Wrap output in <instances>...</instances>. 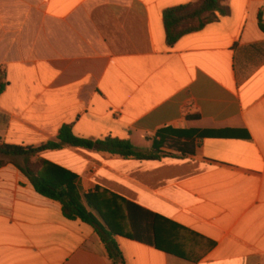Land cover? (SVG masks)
I'll list each match as a JSON object with an SVG mask.
<instances>
[{
	"label": "crops",
	"instance_id": "1",
	"mask_svg": "<svg viewBox=\"0 0 264 264\" xmlns=\"http://www.w3.org/2000/svg\"><path fill=\"white\" fill-rule=\"evenodd\" d=\"M197 1L0 0L3 143L39 148L65 125L144 152L165 143L161 161L40 155L76 175L81 196L100 188L182 228L160 222L159 239L185 259L118 237L126 264H264V0H222L227 16L168 46L164 12ZM0 264L112 262L90 226L8 165Z\"/></svg>",
	"mask_w": 264,
	"mask_h": 264
},
{
	"label": "trees",
	"instance_id": "2",
	"mask_svg": "<svg viewBox=\"0 0 264 264\" xmlns=\"http://www.w3.org/2000/svg\"><path fill=\"white\" fill-rule=\"evenodd\" d=\"M227 15L228 9L223 5L222 0H198L195 4L165 11L164 24L168 46L173 47L184 36L199 32ZM259 25L264 32L262 14L259 16ZM7 86L6 71L0 69V96ZM186 119L194 121L198 120L199 116L187 115ZM164 134L165 132L161 131L157 136L163 139ZM164 145L165 143L155 142L152 151L144 152L129 140L111 137L102 140L79 138L73 133V125H65L59 132L57 142H50L39 148L8 145L0 140V169L8 165L15 166L30 181L37 194L61 205L65 219L80 221L90 226L104 245L112 264H126L117 242L118 237L146 244L164 253L185 259L178 250L163 246L159 239L160 222L177 230L182 228L100 188L94 193L81 196L76 175L40 158L45 152L74 148L118 156L124 160L161 161L170 157L161 151ZM183 145L189 147L190 141H186ZM180 146L177 143L168 147L182 155L193 153L181 150ZM125 221L130 225L129 233L125 231Z\"/></svg>",
	"mask_w": 264,
	"mask_h": 264
}]
</instances>
